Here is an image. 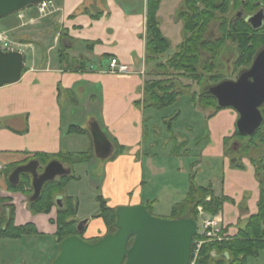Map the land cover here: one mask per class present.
Returning <instances> with one entry per match:
<instances>
[{"label": "crops", "instance_id": "crops-1", "mask_svg": "<svg viewBox=\"0 0 264 264\" xmlns=\"http://www.w3.org/2000/svg\"><path fill=\"white\" fill-rule=\"evenodd\" d=\"M183 2H160L157 19L167 40L169 35L182 31L178 11ZM53 5V12L44 18H38L36 7L32 6L21 12L23 20L17 16L16 22L8 18L0 20V33H8L14 43L28 48L19 52L24 70L19 81L0 87V197L7 200L2 206L14 209L16 227L32 225L37 231L32 237L53 241L52 256L37 260L33 253L29 256L32 264H50L59 254L55 241L56 209L64 198L75 199L65 193L48 215H32L27 209V198L8 191L6 173L36 160V155H45L53 161L61 152L84 154L91 147L93 150L89 132L92 123L98 125L113 147L109 158L103 160L105 173L100 192L107 207L150 204L151 214L169 218L172 207L180 203L176 200L182 198V202L189 188V183L179 190L164 185L153 196L143 195L141 191L147 185L143 160L146 164L151 161L143 149L149 136L151 111L143 110L138 104L149 74L144 62L146 0H56ZM25 52L29 53L28 62ZM112 59L127 66L128 72L110 73ZM82 107L86 108L83 112L86 115L83 123L77 125L75 117ZM226 118V125L236 130L237 114L226 112ZM217 126L214 122L212 129ZM71 127H79L83 133L69 134ZM171 147L166 145L163 155L174 156ZM184 148L182 154H188L187 146ZM125 151L128 152L124 154ZM223 152L221 147L219 157H224ZM205 155L206 159L212 158L211 153ZM200 157L203 161V152ZM197 165H192V169ZM66 169L72 172L70 167ZM227 171L226 177L213 185L194 183L198 187L210 186L215 197L226 199L214 217L219 220L223 239H232L245 227L240 225L257 214L262 183L250 161L245 170L232 169L227 164ZM132 189L136 194L129 198ZM86 220L84 241L105 236L100 219Z\"/></svg>", "mask_w": 264, "mask_h": 264}, {"label": "trees", "instance_id": "trees-1", "mask_svg": "<svg viewBox=\"0 0 264 264\" xmlns=\"http://www.w3.org/2000/svg\"><path fill=\"white\" fill-rule=\"evenodd\" d=\"M161 0H146V22H145V66L150 76L155 79L145 81L142 89V100L138 102L146 111H159L171 106L177 100L178 92L174 91L173 76L187 78L201 83L209 82L212 86L222 81L221 75L215 70L216 61L220 58L224 49L229 44L235 46L236 58L234 67L242 72L247 70L258 52L264 49V26L258 30H253L240 18L241 12L244 17L256 13L259 3L264 5V0H184L182 7L178 11V19L182 22L184 34L183 41L176 47L172 55H167L171 49L170 42L162 35L157 11ZM24 70H22L23 72ZM207 88L199 95L197 100L202 107L220 110L217 101L207 93ZM260 107L263 123L260 128L249 137V146H245L243 151L247 155L252 148H264V111ZM176 115L164 125L168 132L167 140L172 143L170 153L178 155L183 152L187 143L176 144L175 135L171 130V124L176 119ZM69 134H82L79 127H71ZM239 135V134H237ZM241 136V135H240ZM166 144V143H165ZM167 145V144H166ZM165 145V146H166ZM84 154L57 155L56 161L63 164L80 163L89 156ZM41 167H45L50 161L45 155L35 156ZM252 165H255V172L259 178V171L264 172L262 160L261 168L253 158L245 156ZM234 166L237 169H244L235 159ZM257 163V164H256ZM42 170V168H40ZM11 171L6 173L9 176ZM76 178L70 173L68 176L59 177L51 182H47L41 189L37 200L27 201V209L32 215H48L55 207L57 198L65 194V188L75 181ZM262 185V184H261ZM10 192L20 193L27 198L32 196L31 177L28 174H21L17 186L7 183ZM206 198H209L206 201ZM223 197H215L210 186L198 187L194 183V178L190 177L189 188L185 199L174 205L171 209L169 219L190 218L195 221L197 218V208L201 207L203 212L211 217L216 216L220 211ZM7 200L0 197V207ZM98 211L92 219H100L105 227V236L114 234L115 210L107 207L106 202L97 197ZM78 203L72 198H64L61 207L56 209L55 218V241L59 248L61 242L73 236L83 239V233L78 234L76 219ZM150 212V204L145 206ZM6 211L0 215V239L20 240L25 236H34L37 231L32 225L16 227L14 225V209L7 207ZM104 237V236H103ZM195 241L199 236H195ZM99 239L91 240L95 243ZM264 251V188H261L257 214L251 216L245 227L239 230L236 237L224 239L220 242H205L198 251L194 264H247L248 259H255L259 253ZM193 254H191L190 262ZM51 264V263H50Z\"/></svg>", "mask_w": 264, "mask_h": 264}, {"label": "rangeland", "instance_id": "rangeland-1", "mask_svg": "<svg viewBox=\"0 0 264 264\" xmlns=\"http://www.w3.org/2000/svg\"><path fill=\"white\" fill-rule=\"evenodd\" d=\"M7 18L10 21L16 22L17 20L16 15ZM176 20L178 21V19H175V21ZM169 28H172V26H169ZM169 37L168 41L171 44V49L167 55H172L176 51V46L183 41V30L181 33L173 36L169 35ZM6 39L15 50H19L21 53L28 50V48L21 47L14 43L15 41L8 36V33H6ZM25 54H27L25 59L26 62H28L29 53L25 52ZM235 58V46L229 44L228 47L223 50L220 58L216 61L215 71L221 75L222 80L233 81L242 73L241 70H236L234 67ZM173 78L174 91L179 93L175 103L159 111L151 110V113H149L151 114L149 124L147 125L149 136L145 141L143 149L145 154L150 156L149 158H151V161L149 164H146V161L143 160V164H145V180L147 181L146 187H144L143 190L141 189L143 195L153 196L154 193L159 194L164 185L169 188L177 187L179 190L183 185L189 183L190 177L194 178V182L197 184H203V186L213 185L216 180L220 181L221 177H226L229 172L227 171V164L230 168L232 166V169H237L234 166V159L238 164L244 166V170L247 169L249 161H247L248 159H246L245 156L253 158L257 163L262 160V164H264V148H252L246 155L243 148L250 145V138L237 135V129L233 131L226 125V112H234L235 114H237V112L231 108L217 111L212 108H205L202 107L197 100L204 89L212 87L211 83L203 81L201 85H198L196 82L187 78H178L176 76H173ZM153 79H155L153 76L147 74L146 81ZM84 110H86V108L82 107L81 113L78 112L77 117H75V121L78 123L77 125L83 123L82 119L86 115L83 113ZM262 110L264 111V107ZM175 115L177 118L171 124V130L175 135L174 140L176 144H182L184 141H187L186 146L188 154L183 155L180 153L175 156L167 157L163 155L164 147L166 144L168 147H171L172 143L167 140L168 132H166L164 125ZM236 121L234 124L235 128ZM214 122L218 126L212 129ZM219 124H222V126L220 127ZM224 137H227V139L223 142L222 138ZM152 143L153 145H151ZM221 147H224V157H219L218 155ZM182 150H185V148ZM127 152L128 151H125L124 154ZM202 152L203 161H200V154H202ZM85 153H87L86 155L89 157L80 163L74 161V163L69 166V163H63L65 168L70 167L72 170L71 174L78 179L76 181L78 183H70L65 188L64 192L71 195L75 199L74 201L78 203L76 219L85 220L90 218L92 220V217L98 211L99 205L97 203V197H101L100 190L102 188L103 176L105 173L104 161L99 160L95 156L92 147L90 151H85ZM205 153H211L212 158L210 160L206 159L205 156H207V154L205 155ZM75 154L77 153L73 155ZM116 157L117 155L114 156V158ZM262 164L258 163L256 167L261 168ZM192 165L197 166L192 169ZM223 165L225 166L223 167ZM254 166L255 165H252L253 169H255ZM222 171L224 176L222 175ZM259 174V180L262 183V188H264V172L259 171ZM214 189L216 193L219 191L216 187ZM135 194V189H132L129 198L135 197ZM181 199L182 198H179L176 201L181 202ZM163 200L164 199L161 200V207L164 206ZM206 201H208L207 198ZM151 215L154 216V214ZM199 216V211L197 210L198 220L196 222L200 231L201 219ZM246 223L247 222H244L240 227L243 228ZM198 240L199 239L196 241ZM52 242L32 236L22 241L0 239V264H32L29 261V256L33 255V253L35 255L34 258L37 260L47 259L48 256H52ZM86 242L90 243V241ZM194 248L195 246H193V250ZM192 254L193 258L190 263H195L198 252L196 256L194 252ZM26 259L29 262H27ZM249 264H264V253H262L261 257L257 260H250Z\"/></svg>", "mask_w": 264, "mask_h": 264}, {"label": "water", "instance_id": "water-1", "mask_svg": "<svg viewBox=\"0 0 264 264\" xmlns=\"http://www.w3.org/2000/svg\"><path fill=\"white\" fill-rule=\"evenodd\" d=\"M51 0H0V20L16 15L27 8ZM253 30L264 26V10L244 17ZM23 56L18 52L0 50V87L16 83L21 77ZM207 93L221 109L231 108L238 114L237 133L251 137L263 123L260 107L264 105V49L257 53L251 66L235 80H225L210 87ZM95 156L106 160L113 147L96 123L90 126ZM39 162L30 161L16 168L8 178L17 186L21 174L31 177L33 194L30 202L38 199L45 183L68 176L70 171L53 160L38 173ZM60 199L56 200L59 205ZM115 233L95 243L73 236L59 246V254L51 264H189L197 222L190 218L162 219L152 216L143 205L118 207L115 210ZM88 220L78 222V234L84 232Z\"/></svg>", "mask_w": 264, "mask_h": 264}, {"label": "built area", "instance_id": "built-area-1", "mask_svg": "<svg viewBox=\"0 0 264 264\" xmlns=\"http://www.w3.org/2000/svg\"><path fill=\"white\" fill-rule=\"evenodd\" d=\"M37 10V15L38 18H44L46 16H49L53 10H54V5L53 1H48L41 3L40 5L36 6ZM17 18L19 20H23V16L21 13L17 15ZM7 42L6 39V33H1L0 34V48L4 52H20L19 50H15L11 44ZM110 73H127L128 68L127 66L124 65H119L116 60L112 59L110 61ZM209 200V198H207ZM199 211V218L201 219V230H198V236L199 240L194 241L193 246H195L193 252L195 253V256L197 255L198 250L200 247L203 245L205 242H220L223 239L221 236V228H220V223L219 220L216 217H210L207 216L201 207H198L197 209ZM194 264V263H190Z\"/></svg>", "mask_w": 264, "mask_h": 264}, {"label": "flooded vegetation", "instance_id": "flooded-vegetation-1", "mask_svg": "<svg viewBox=\"0 0 264 264\" xmlns=\"http://www.w3.org/2000/svg\"><path fill=\"white\" fill-rule=\"evenodd\" d=\"M261 10H264V5L259 3V6H258V9H257L256 13H257L258 11H261ZM40 168H42V170H40ZM43 169H44V167H41V164H39L38 173H39V174L42 173ZM13 171H14V170H13ZM13 171H12V172H13ZM12 172H11V173H12ZM11 173L9 174V176L11 175ZM9 176H8V178H9ZM19 181H20V177H19ZM31 189H32V187H31ZM32 192H33V191H32ZM28 201H29V199H28ZM6 208H7V207H4V206H1V207H0V215H1L2 212L6 211V210H5ZM6 212H7V211H6Z\"/></svg>", "mask_w": 264, "mask_h": 264}]
</instances>
